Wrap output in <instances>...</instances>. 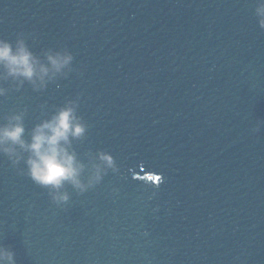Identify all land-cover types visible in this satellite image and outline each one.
<instances>
[{
	"label": "water",
	"instance_id": "obj_1",
	"mask_svg": "<svg viewBox=\"0 0 264 264\" xmlns=\"http://www.w3.org/2000/svg\"><path fill=\"white\" fill-rule=\"evenodd\" d=\"M256 3L0 0V38L74 56L67 79L0 98V119L27 108L30 130L40 105L79 97L88 129L73 147L118 169L84 193L66 185L56 205L0 155V245L16 264H264Z\"/></svg>",
	"mask_w": 264,
	"mask_h": 264
},
{
	"label": "clouds",
	"instance_id": "obj_2",
	"mask_svg": "<svg viewBox=\"0 0 264 264\" xmlns=\"http://www.w3.org/2000/svg\"><path fill=\"white\" fill-rule=\"evenodd\" d=\"M254 11L259 27L264 29V0H257ZM73 61L67 48H47L37 54L24 33H18L14 41L0 38V98L26 84L34 92L45 91L50 84L69 77L74 71ZM78 108L79 97L67 99L50 111L42 104L44 118L30 130L24 123L27 108L0 119V155L7 157L18 174L46 189L56 205L69 201L66 185L84 193L98 185L109 170H118L114 157L106 151L98 150L90 166L79 158L73 141L84 140L88 125ZM261 125L264 121H258L253 131L258 132ZM21 162L23 168L18 167ZM14 256L13 251L0 245V264H16Z\"/></svg>",
	"mask_w": 264,
	"mask_h": 264
},
{
	"label": "snow or ice",
	"instance_id": "obj_3",
	"mask_svg": "<svg viewBox=\"0 0 264 264\" xmlns=\"http://www.w3.org/2000/svg\"><path fill=\"white\" fill-rule=\"evenodd\" d=\"M156 179H157V180H160V177H157Z\"/></svg>",
	"mask_w": 264,
	"mask_h": 264
}]
</instances>
